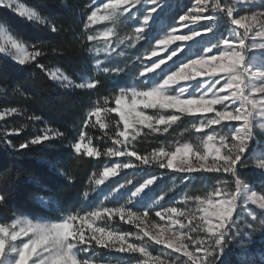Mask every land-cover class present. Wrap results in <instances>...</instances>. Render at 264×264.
<instances>
[{"label": "snow or ice", "instance_id": "obj_1", "mask_svg": "<svg viewBox=\"0 0 264 264\" xmlns=\"http://www.w3.org/2000/svg\"><path fill=\"white\" fill-rule=\"evenodd\" d=\"M141 0H107L100 8L91 11L83 22L80 37L83 38L84 47L91 51L90 45L98 37L90 34L91 26L98 20H107L113 25L103 33L105 53L110 58L111 54L118 51L119 46L125 43L119 39V33L115 31L121 23L126 22L136 9ZM153 5L157 0H149ZM0 7H8L17 15L26 17L29 20L37 19L46 22L47 28L56 33L62 31V27L56 22L45 17L36 15L31 9L18 0H0ZM184 15L178 17L181 27L188 28V25L210 19L208 13L212 10L223 9L230 17L233 15L234 7L230 4L221 6L219 0L216 3H209V0H195L192 6ZM259 11H251L245 15L233 17L231 23L234 25V38H225L222 43L223 50L213 54L205 52L199 58L192 59L178 70L172 71L163 79L162 83L147 85L145 89L136 88L121 89L114 95L116 107L107 108L97 104L91 108L84 116L82 130L75 142L69 143L73 149V157L76 159L100 157L126 156L127 163H116L112 167H105L103 172L97 177L93 172L91 179L97 186L103 184L105 179L117 175L121 169H129L136 166L158 165L159 168L175 170L190 174L192 172L217 173L220 179L210 193L203 195H185L183 203L185 207H167L156 211V217H160L161 223H153L150 227L152 231L141 228V223L148 220L153 208L136 212L128 205L146 187L155 182L157 177L150 176L144 183L133 186L127 199V205L119 208L97 207L91 211L81 214L79 211L69 214L59 223H37L31 220L25 221L22 218L13 221L12 225L0 223V264H9L8 256L15 253L11 264H91L95 259V250L103 247L109 252L142 254L147 260L144 264H217L223 254L224 246L228 240L232 239L228 235L229 231L235 228L236 235L240 234V226L236 224L239 213L247 211L250 220L246 222L249 234L254 235L264 227V195H258L256 191L250 189L245 181L238 174V167H247L250 162L254 166L264 170V158L248 160L244 158L250 139L253 135L252 120L256 116L264 117V70L245 64L246 53L255 49H264V8ZM103 11V15H98ZM155 8L149 9L140 25L132 28L133 36L127 38L129 46L144 38V28L150 19V13ZM260 18V27L252 25L251 21ZM201 28L199 33H192V36L203 34L208 31ZM189 35H176L175 29L156 42L157 46L173 44L175 41H187L192 38ZM78 37V38H80ZM253 37H258L257 42ZM6 46L17 49L15 59L19 63H35V66L44 70L46 74L61 87L64 88H96L101 81L93 79L90 82L76 83L69 75L60 69L50 70L40 62L39 58L47 55L40 46L28 45L19 38L11 34H6L0 28V51H5ZM32 51H29V48ZM53 54L60 55L61 50L57 47L50 49ZM174 49L170 50V53ZM119 52V55H123ZM155 56L156 52L152 51ZM169 56V55H168ZM167 56V57H168ZM159 61V63H157ZM149 64H143L139 71V77H147L149 72L159 69L155 73L158 78L167 73L170 66L166 65V59L158 58ZM177 65L180 60L175 61ZM204 65L205 68H197ZM96 67L101 68V63L97 60ZM192 69L191 72L187 71ZM104 73H119L123 71L120 67H103ZM204 77L205 79H197ZM197 79L198 88L190 97L185 96L187 84L181 85L179 82H190ZM179 87L180 91L173 95L171 89ZM130 101L127 110L121 107L122 102ZM108 98H105L107 104ZM219 105V109L215 106ZM148 110H156L155 114H149ZM119 113L116 120L117 135L114 138L113 147L101 152L90 147V140L83 128H86L93 117L99 120L100 113ZM213 115L198 116L196 114ZM22 114L16 107L7 108L0 111V120L6 116ZM185 115H196L200 123L194 125L197 132L203 136L202 148H193L190 143H184L175 148L174 151H166L164 147H159L144 155H140L134 148L132 141L136 139L140 131L146 127L149 132H164L177 124ZM33 122H43L42 117L31 115L28 117ZM122 122V130H120ZM46 123V122H44ZM213 125L221 127L228 126L234 131L227 135H218L213 129ZM24 127H27L26 125ZM6 129L5 135L19 134L24 129ZM104 128V124H100ZM264 127V124L261 125ZM207 129V132L204 130ZM65 133L56 128L45 126L30 139H26L19 145H14L16 150L30 147L35 144H42L49 140L63 141ZM87 141V142H86ZM11 144V141H7ZM121 147L117 148L116 146ZM140 161L136 164L132 158ZM70 181L74 177L67 172L63 173ZM188 178L187 176L185 177ZM132 180H125L113 189L114 194L131 184ZM172 190L163 192L159 197L163 200ZM88 192L84 193L87 197ZM7 193L0 192V206L7 207ZM195 206V210L187 209L188 203ZM252 205L258 206L253 208ZM105 214L111 216L119 214L121 220L125 217L131 222L135 218L137 232H113L105 227L91 228V235L87 238L84 235L83 225L93 218H102ZM198 214V215H197ZM80 221V227H74L76 221ZM187 221V222H185ZM94 222V221H93ZM26 224L25 227H19ZM172 231L173 238H168L163 233ZM24 237L26 239H22ZM145 238L156 245H163L167 252L168 260L162 256H152L149 252ZM133 240L139 242H132ZM119 245L118 247L116 245ZM87 253L81 258L80 254Z\"/></svg>", "mask_w": 264, "mask_h": 264}, {"label": "trees", "instance_id": "obj_2", "mask_svg": "<svg viewBox=\"0 0 264 264\" xmlns=\"http://www.w3.org/2000/svg\"><path fill=\"white\" fill-rule=\"evenodd\" d=\"M18 1L30 6L37 16L59 24L62 31L59 34L52 32L47 28L46 22L29 20L5 7H0V22H3L0 27L6 28L15 38L25 42L26 46L37 45L47 52V55L39 60L48 69L59 68L74 81H78L82 75L92 74V57L90 51L83 46L84 41L80 37L83 22L93 10L91 0ZM193 1L171 0L157 17L166 25L176 26L178 17L190 8ZM53 47L59 48L62 54H53L50 51ZM29 50L32 51V48L30 47ZM127 78L128 76H120L116 79L108 73L101 72L96 76V80L101 81L96 88H64L53 81L44 70L36 67L34 62L17 64L0 53V111L16 107L22 113L6 116L0 120V192H6L8 197L7 207L0 206V223L6 224L16 215H25L32 219H58L69 213L89 211L98 205L102 197H110L109 199L127 205L131 187L121 189L118 194L113 193V189L126 178V171L117 172V175L106 178L100 185V193L103 196L100 195L98 199H95V193L84 196V193L88 192L92 173L99 175L106 161L111 163L117 157L102 155L76 159L73 157V149L68 146L78 139L85 114L106 97L109 105H113L114 95ZM31 115L42 117L43 122L30 121L28 117ZM117 119L116 114L105 117V127L101 128L92 118L89 125L83 128L97 150L105 152L112 144L111 141L118 131ZM196 119V115H185L167 133L149 132L145 127L139 138L132 143L134 148L130 147V150H136L140 155L151 153L159 147L169 151L176 138L181 135L203 143L202 134L194 128V125L200 123ZM25 125L27 127H24ZM45 126L64 132L65 139L62 142L49 140L19 150L13 147L32 138ZM21 127L24 129L18 135L6 136L3 132L6 129H21ZM212 127L214 131L220 130L222 134L227 132V125ZM141 138L147 142H140ZM7 141H11V144ZM244 158L253 160L250 152L245 154ZM143 167L148 171V166ZM155 169L158 171L156 173L159 176L158 180L142 191L141 200L133 199L128 205L129 208L139 210L149 207L160 210L172 206L185 207L183 203L185 195L209 193L221 178L217 173L198 172L188 176L163 168ZM237 171L247 185L264 195L263 177L253 170L251 164L247 167H238ZM64 172L74 177V180L70 181L63 174ZM170 189L172 191L160 200L161 194ZM40 198L47 199L50 205L44 206L39 201ZM187 207L193 208L194 205L189 202ZM121 229L129 232L133 228L129 225H121ZM246 244L247 241L239 242L237 248L228 241L217 264H264V244L258 249L250 246L248 250L242 251L240 247ZM146 246L151 254H161L162 248L159 246L151 243ZM115 255L113 261H121V264H130L134 260L133 255Z\"/></svg>", "mask_w": 264, "mask_h": 264}, {"label": "rangeland", "instance_id": "obj_3", "mask_svg": "<svg viewBox=\"0 0 264 264\" xmlns=\"http://www.w3.org/2000/svg\"><path fill=\"white\" fill-rule=\"evenodd\" d=\"M170 1L171 0H157L156 4L153 5L149 2V0H141V2L137 5L136 9L131 14V17L127 19L126 22L121 23L119 27L115 29V31L119 33V39L124 40L125 43L119 46L118 51L116 53L111 54L110 58L105 53L103 33L109 29H112L113 25L109 23L107 20H98L95 24H93L91 26L90 34L97 35L98 39L90 45L91 47L90 55L92 57V74L82 75L79 77L78 81H75V82L76 83L90 82L91 80L96 79V76L99 73L103 72L102 71L103 67H120V68H123V71L119 72L118 74L108 73L109 76L116 78V79H119L120 76H128V78L126 79V82L123 83L120 88H118L117 92L121 89L127 90L131 88L142 90V89H145L147 85L151 86L155 83H162L163 79H165L167 75H170L172 71L178 70V67L183 66L184 63H188L192 59L199 58L205 52H211L213 54H216L222 51L223 48H222L221 42L225 38H234L235 29H234V25L231 23V20L233 17H238L239 15H245L246 13H250L251 11H259L260 10L259 8H264V0H219V2L221 3V6H223L224 4H230L231 6L234 7L232 17L228 16L223 9L212 10L208 13V15L211 17L210 19L203 20L195 24H190L188 25V28H184V27H181L178 22L176 26L166 25L164 22H161V20L157 17V15L162 11V9L166 5L170 3ZM91 2L93 4L92 11H94L97 8H100L103 3H106L107 0H91ZM209 3H216V0H209ZM194 4H195V0L192 2L190 8L186 12H188L189 10H193L192 6ZM5 8L16 13L14 10L8 7H5ZM151 8H155V11H152L150 13V19H148L147 25L144 28V38L139 41H136L134 44L129 46L127 43V38L129 36L134 35L132 28L134 26L140 25L143 22L144 18L149 15V9ZM103 14H104L103 11L98 13V15H103ZM251 23L253 26L259 28L260 18L258 17L257 20H253L251 21ZM0 28H2L6 34H11L7 31L6 28L4 27H0ZM201 28H207L209 30L204 32L203 34H197L195 36H192V33L194 32L199 33ZM173 29H175L176 35H189V36H192V38L184 42L175 41L173 44L167 45L166 47L157 46L156 42L159 39H162L167 34V32L172 31ZM253 38L256 39L257 42H260L258 37H253ZM172 49H174V51L170 53V50ZM152 51L156 52L155 56L151 55ZM119 52H123L124 54L119 55ZM0 53L10 58L12 61L16 62L17 64H22V63H19L17 59H15L17 49H12L10 48V46H6V50L0 51ZM158 58L166 59V65H164V67L170 66L167 73H164L157 78L155 73L159 71V69H156L153 72H149L147 77L138 76L139 71L142 70L143 64H149L151 61H157ZM97 60H99L101 63L100 69L96 67ZM177 60H180L179 65L174 63ZM157 63H159V61H157ZM245 64L253 66L261 70H264V49H255V50L248 51L246 53ZM197 68H205V66L198 65ZM56 69H59V68H56V67L50 68V70H56ZM187 71L191 72L192 69H188ZM197 79L203 80L205 78L197 77ZM197 79H193L190 82H184V81L179 82L181 85L187 84V91L184 94L185 96L190 97L191 94L196 91V89L199 86L197 83ZM179 91H180L179 87H174L171 89V94L175 95ZM128 103H130V101L122 102L121 107L127 110ZM97 104L107 107V108L116 107L115 101H113V105H109V101L107 102V104H105V98L101 99ZM215 107L219 109L220 106L217 105ZM148 112L149 114H155L156 111L148 110ZM111 114H116L117 118L119 119V113L102 111L99 115V120H97L96 117H93V120L94 122L96 121L98 124H101V123L105 124V117L108 118ZM196 115L211 116L213 114L208 113V114H196ZM252 123L254 125L253 135L250 139L248 149L244 153V155L250 152L252 154L253 159L264 158V127H261V125L264 124V117L256 116L253 118ZM120 130H122V122H121ZM230 131H234V128L230 129L227 126L226 133L222 134L220 133V130H215V133H217L218 135H227L229 134ZM141 133L142 131H140L139 135L136 136V139L134 141H136L139 138ZM134 141H132V143ZM111 142L112 144L110 145V147H107V149L113 147L114 139ZM140 142L146 143L147 141L141 138ZM184 143L192 144L194 149L197 147L202 148L203 146V143H200L196 139L194 138L187 139L183 135H181V137L176 138L175 143L172 144V149H170L169 151H174L177 146L184 144ZM89 146L95 148V146H93L91 142ZM116 147L119 148L121 146L117 145ZM132 160L136 164H140V161L136 160L135 157H133ZM127 162H128V158L126 156H119L116 159H114V161H112L111 163H109L107 160L104 168L106 166L112 167L116 163L123 164ZM143 166L145 165L136 166V167H132L129 169H121L118 171V172H125V171L127 172L125 175L126 178L124 179V181L128 179L132 180V183L127 185L123 189L130 188V187L133 189V186L144 183L150 176L157 177L156 180H158L159 176L156 175L158 171L157 169H155V168H159L158 165L152 164L148 166L149 167L148 171L144 169ZM252 168L257 174L263 177L262 180L264 181V170H261L260 168L254 166V162H253ZM168 171L175 172V170H168ZM194 173H198V172H192L187 175L191 176ZM96 178H100V176L97 175ZM148 187H146L144 190H146ZM248 187L252 189L253 191H255L252 186L248 185ZM212 190L213 188L209 190V193L212 192ZM88 193H91V194L95 193V199H98L100 195L103 196V194L100 193V185L97 186L94 180L91 178L88 184ZM141 193L134 199L141 200L142 199ZM257 194L261 195L258 192ZM102 198L103 199L100 200L98 205H95L93 209L97 207L119 208L122 206H126L125 204H121L116 200L109 199L110 197H107V198L102 197ZM39 201L44 206L50 205L47 199L40 198ZM252 207L258 208V206L256 205H252ZM187 209L194 211L195 206L193 208L187 207ZM144 210H149V207H146L144 209L134 210V211L140 212ZM160 210H153V213L149 215L148 220L143 221L141 223V228H144L145 230H148V231H152L153 229L150 226L153 223H161L162 222L161 218L156 217L154 214L156 211H160ZM85 212L87 211L85 210L80 213L84 214ZM69 214H72V213H69ZM69 214L63 215L58 219H47V218L32 219L25 215H16L11 219L10 222L6 223V225H12L14 220L21 219V218L25 221L31 220L37 223H59L63 218H66ZM249 220H250V217L247 211L239 213L236 219V224L240 226V234L236 235L237 230L235 228L230 230L228 233V235L232 237V239L228 240L230 245L232 246L235 245L238 248L239 242H243V241L248 242V244L240 247L242 251L248 250L250 246L251 248L253 247L254 249H258L259 246L264 244V227H262L259 231H256L254 235H251L249 234V230L246 227V222ZM93 221H88L83 225L84 235L86 238L89 235H91V228L93 227H105L113 232H124L121 229V225H126V226L129 225L130 227L133 228L132 231H129V232L135 233L138 231L136 227L137 222L135 221V218H133L131 222L128 220L127 217H125L124 220H121L119 217V214H113L111 216L105 214L102 218H93ZM25 226L26 224L19 225V227H25ZM74 227L76 228L80 227L79 220L76 221ZM163 235L168 238H173L172 231L165 232L163 233ZM21 238L26 239L24 237H21ZM145 241H146V245L148 243L156 245L150 240H148L147 238H145ZM132 242H139V241L133 240ZM116 246L118 247L119 245L117 244ZM156 246H159L160 248H162L161 254L159 256H162V258H164L165 260H168L169 257L167 256V252H170L172 250L166 249L163 245H156ZM103 253H105V255H102ZM115 254H123L124 256L133 255L134 260L130 264H144V262L147 260L146 257H144L142 254H139V253L127 254V253L109 252L108 249L103 248L101 246L95 250V259L92 260L91 264H121L120 263L121 261H113L114 256H116ZM15 255H16L15 253L9 254L8 256L9 264H11V260L15 257ZM84 255H88V254L81 253L80 254L81 258H83ZM151 255L157 256L153 254Z\"/></svg>", "mask_w": 264, "mask_h": 264}, {"label": "clouds", "instance_id": "obj_4", "mask_svg": "<svg viewBox=\"0 0 264 264\" xmlns=\"http://www.w3.org/2000/svg\"><path fill=\"white\" fill-rule=\"evenodd\" d=\"M3 24V22H0V25H2Z\"/></svg>", "mask_w": 264, "mask_h": 264}]
</instances>
